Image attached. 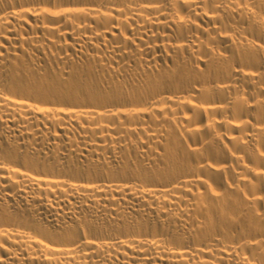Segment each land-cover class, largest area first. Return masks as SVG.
I'll return each mask as SVG.
<instances>
[{"label":"bare ground","instance_id":"6f19581e","mask_svg":"<svg viewBox=\"0 0 264 264\" xmlns=\"http://www.w3.org/2000/svg\"><path fill=\"white\" fill-rule=\"evenodd\" d=\"M0 264H264V0H0Z\"/></svg>","mask_w":264,"mask_h":264}]
</instances>
